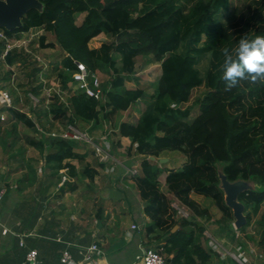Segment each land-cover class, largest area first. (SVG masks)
Listing matches in <instances>:
<instances>
[{"label":"trees","instance_id":"1","mask_svg":"<svg viewBox=\"0 0 264 264\" xmlns=\"http://www.w3.org/2000/svg\"><path fill=\"white\" fill-rule=\"evenodd\" d=\"M37 1L41 11L24 14L20 28H0L4 34L0 56L11 40H19L32 30L41 31L38 49L57 48L62 52L60 62L52 69L61 93L52 94L45 105L46 85L38 76L43 67L25 49L14 47L6 52L4 61L8 66L23 68L26 83L18 84V88L38 103L32 109L34 121L13 105L6 110L9 119L33 131L36 125L44 130L41 121L49 126L59 121L81 132L91 125L89 133L109 124L117 137L130 141L128 151L141 157L134 179L149 218L145 228L148 247L162 254L165 264H208L212 254L204 248L202 239L211 215L192 196L213 203L222 214L214 223L231 239L235 237L233 217L224 203L218 173L229 182L242 180L252 186L238 196L246 222L237 232L246 233L264 204V81L252 83L245 79L227 91L229 82L222 78L223 49L228 48L236 59L233 51L241 37L264 35V6L257 8L259 0H252L251 15L239 19L240 29H231L220 18V14L229 12L230 0H195L187 9L177 0ZM48 35L52 42H47ZM101 35L112 40L91 49L89 43ZM204 60L207 65L202 73L199 65ZM73 61L83 64L89 74L99 72L108 77L99 82L98 98L68 85L75 71ZM138 62L145 67H160V77L148 100L142 88L128 89L125 85L138 82ZM11 74L2 73L0 82L10 84ZM50 76L45 75L46 80ZM200 88L205 93L194 102L198 113L190 119L191 97ZM141 100L146 108L137 123L121 121V114ZM45 132L47 137L34 139L30 145L41 152L46 150L45 163L54 171H72L63 163L81 158L77 153L79 143L49 136L51 128ZM170 153L182 156L180 168L167 169L158 163ZM163 175L168 193L191 212L188 218L175 216L161 191L159 179ZM258 225L256 246L264 257V212L259 215ZM174 226L178 229L171 232Z\"/></svg>","mask_w":264,"mask_h":264},{"label":"crops","instance_id":"2","mask_svg":"<svg viewBox=\"0 0 264 264\" xmlns=\"http://www.w3.org/2000/svg\"><path fill=\"white\" fill-rule=\"evenodd\" d=\"M81 20L82 16L78 23ZM36 33L41 35V31L32 30L9 44L18 42L23 45L26 36ZM97 38L89 43L91 49L102 44L95 43ZM47 42H52V37ZM45 50L48 49L39 53L45 54ZM48 51L56 52L60 62L61 51L57 48ZM44 62L38 75L41 80L43 74L47 75L45 72L50 64L46 59ZM22 70L17 64L8 66L4 53L0 56V75L6 71L12 73L11 83L1 84L10 92L13 107L34 121L32 109L35 105L29 99L30 94H26L30 101L27 104L22 94L24 89H17L13 84L14 78L21 84L26 83ZM54 78L44 79V85L49 88L58 86ZM68 85L75 90L71 82ZM133 110L131 119L137 116ZM0 114L5 117L0 122V264H25L29 251H36L37 264H61V253L65 250L71 256L68 264H142L139 260L141 251L150 246L145 237L149 218L144 213L135 176L130 175L134 169L138 171L141 162L140 156L128 151L130 141L117 137L109 124L104 123L101 129L91 133L88 132L91 125H88L84 131L92 138L106 135L107 143L103 148L107 158L101 160L88 146L78 144L77 153L81 158L63 163L73 170L54 171L45 163L46 150L41 152L30 143L47 137V129L58 132L66 126L59 121H52V126L41 121L44 130L36 125V131H33L9 119L5 109H0ZM141 114L132 122L122 120L123 117L121 121L135 125ZM161 159H166L169 169L181 167H169L173 163L169 155ZM161 178L165 185V175ZM132 225L136 228L131 229ZM211 231L213 234L206 229L202 239V245L212 254L208 264H239L228 252L231 249L244 264H264V257L256 246L258 239L255 246L247 244L249 234L253 233L250 230L233 239L220 232L217 225ZM91 245L97 246L98 253L91 261H83L80 253ZM214 246L221 247L223 252H215Z\"/></svg>","mask_w":264,"mask_h":264},{"label":"rangeland","instance_id":"3","mask_svg":"<svg viewBox=\"0 0 264 264\" xmlns=\"http://www.w3.org/2000/svg\"><path fill=\"white\" fill-rule=\"evenodd\" d=\"M251 1L252 0H230L229 12L220 14V18H221L222 23H224L226 26H230L231 29H234V27H235V29H238L239 27L241 28V26L239 24V19L244 15H246V16L251 15V13L253 12L254 5H251ZM254 1H256V0H254ZM177 2L184 9H187L188 7H190L192 5L193 2H195V0H177ZM263 6H264V0H259V5H257L256 7L257 8L258 7L263 8ZM41 34H43V33L41 32ZM39 35H40V33L29 34L28 36H26L27 39H24L25 41H24L23 45H25V46H23L22 44L17 42L18 46H15V48L23 49V47H25V49H26L25 51L27 54H29L31 57H34L36 60L39 59V60H37L39 63V66L44 65L43 63H45L44 62L45 59L47 61H50V64L47 68L48 71H46L45 74H47L49 76L51 75L50 77H53L54 75H53L52 69L54 66H52V65L59 62L58 61L59 57L57 59V56H58L57 53L52 52V51H48L49 49L45 50V52H46L45 54H43V52H42V54L39 53V51H41L37 47ZM48 40L49 41L51 40V35H48ZM111 40H112L111 38L105 37L102 35L99 38H97L95 43L98 45L101 43L110 42ZM13 44L15 45L14 42H13ZM45 65H47V64H45ZM206 65H207L206 60L202 61L201 64L199 65V69L202 73L204 72ZM159 75H160V70H159L157 65H151V66L145 67V66H143V64L141 62H138L137 66H136V74H135V77L138 79V82L137 83L127 82L125 85L128 89H133L136 87L142 88L144 90L145 95H146V100H148V97L153 93L154 85H155L156 81L158 80ZM97 77H98L99 81H101V83H103L104 81H106L108 79V77L106 75L99 73V72L97 73ZM43 79H46L44 74H43ZM13 84L15 86L17 85V89H18V84H21V83L17 82V80L14 78ZM47 85H49V83H47ZM46 88H48V86ZM204 93H205V90L203 88L196 89L195 91H193L191 101H190V103H192V106H191L192 112H191L190 119L194 118L196 116V114L198 113V107L194 102L196 100H201L204 96ZM22 94H23V97L27 100V104H28V102H30L29 99L26 97V95L24 93H22ZM133 108H134V110H133L134 113L137 116H139V114H141V112H143L144 109L146 108L145 102L143 100H141ZM133 108H131V109H133ZM131 109L128 110L127 112H123L121 114L123 117L122 120L130 121V122L135 120V117H137V116H135L132 119L130 118L131 113H132ZM109 128L107 127L106 130L109 131ZM83 129H84V127H83ZM84 132H86V131H84ZM169 156L171 158V162H173V163H170L169 167L174 168V167H178V166L182 165L183 158L180 154L170 153ZM165 163H163V164H165V167L167 169H169L167 167V162H165ZM161 179L162 178L160 177L159 180H160V184H161V191L167 197V199L170 203L171 209L175 212V216L188 218L191 215V212L186 207L182 206L176 200V198L174 196H172L170 193H168L166 186L163 184V182L161 183V181H162ZM192 199L194 201H196V203H198L200 207L208 210L209 214L211 215V220L206 223V228H207L209 233L213 234L211 229L215 225L214 222L219 220L222 217V214L217 210V208L213 205V203L210 200L204 199V198L196 196V195L195 196L193 195ZM261 212H264V204L260 207V213ZM260 213L258 214V216H256L254 218L251 227L248 229L251 232H253V233L249 234V236L247 238V244H249V245H254L255 240L258 239V236H257L258 230H259L258 229L259 228L258 219H259ZM232 227H233V224H232ZM240 235L241 234L239 233V236ZM228 252L231 253L232 255L234 254L233 249H231V251L229 250ZM235 256H236V258H238V260H240L237 255H235ZM253 257H254V255H253Z\"/></svg>","mask_w":264,"mask_h":264},{"label":"built area","instance_id":"4","mask_svg":"<svg viewBox=\"0 0 264 264\" xmlns=\"http://www.w3.org/2000/svg\"><path fill=\"white\" fill-rule=\"evenodd\" d=\"M0 38H4V34L0 32ZM18 46L17 42L14 44H8L6 46V50L4 51V55L7 51ZM39 60V59H37ZM75 65V71L71 74V83L75 86V90H83L85 94L89 97L98 98L99 96V79L95 74H89L85 68V66L77 61H73ZM60 94L61 91L59 86H55L54 88H44L43 97L45 98V105L49 103V100L52 97V94ZM30 101L33 105L38 103V100L32 95L29 96ZM13 99L10 92L3 87L0 82V109H9L12 107ZM4 115L0 114V121H4ZM40 133L42 131L38 129ZM51 137H60L62 139L73 140L79 144H84L88 146L94 152L95 156L101 160H105L107 158L106 153L104 152V148L107 143L106 135L100 137L99 139L92 138L86 132H81L76 129L74 126L68 125L63 129H60L58 132L51 131L49 133ZM131 176L137 175V170H133L130 172ZM65 178H63L64 180ZM136 226L132 225L131 229H135ZM235 230V237L239 236V232ZM22 244V243H20ZM213 249L217 253H222L223 249L219 246H214ZM98 249L96 245H91L86 250L82 251L80 254L82 255L83 261H91L93 256L97 255ZM235 260L239 262V264H244L242 261L238 260L234 255H232ZM139 260L142 264H165V258L158 251L153 248L147 247L142 249ZM71 261V256L68 251H63L61 253L60 262L61 264H68ZM25 264H37V253L36 251H29L25 256Z\"/></svg>","mask_w":264,"mask_h":264},{"label":"water","instance_id":"5","mask_svg":"<svg viewBox=\"0 0 264 264\" xmlns=\"http://www.w3.org/2000/svg\"><path fill=\"white\" fill-rule=\"evenodd\" d=\"M30 10L41 11V4L37 0H0V28L6 31H13L21 27V18ZM149 160L154 161L153 157ZM166 162V159L158 160L159 164ZM220 189L224 193V203L231 210L233 217V228L238 230L245 225L243 205L238 201V196L252 189V186L242 180L229 182L224 174L218 173ZM178 229L174 226L171 232Z\"/></svg>","mask_w":264,"mask_h":264},{"label":"clouds","instance_id":"6","mask_svg":"<svg viewBox=\"0 0 264 264\" xmlns=\"http://www.w3.org/2000/svg\"><path fill=\"white\" fill-rule=\"evenodd\" d=\"M233 59L228 48L223 49L224 71L223 80L228 81L226 90L230 91L242 80L252 83L264 81V35H255L249 38L248 34L240 38ZM245 73L248 75L245 76Z\"/></svg>","mask_w":264,"mask_h":264}]
</instances>
